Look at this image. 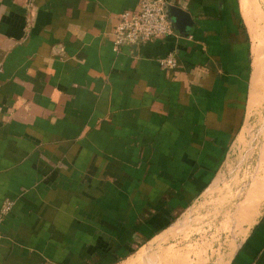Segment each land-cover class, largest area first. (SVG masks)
<instances>
[{"label": "crops", "instance_id": "crops-1", "mask_svg": "<svg viewBox=\"0 0 264 264\" xmlns=\"http://www.w3.org/2000/svg\"><path fill=\"white\" fill-rule=\"evenodd\" d=\"M139 1L0 0V264H118L197 198L244 126L257 1L164 0L190 15L185 34L115 51L112 25ZM260 111L246 149L263 172ZM240 225L226 264H264V207Z\"/></svg>", "mask_w": 264, "mask_h": 264}, {"label": "rangeland", "instance_id": "rangeland-1", "mask_svg": "<svg viewBox=\"0 0 264 264\" xmlns=\"http://www.w3.org/2000/svg\"><path fill=\"white\" fill-rule=\"evenodd\" d=\"M256 1L263 16L261 23L251 29L254 57L258 52L264 54V0ZM251 44L250 40V48ZM259 85L263 91H258L256 102L248 105L245 124L227 155L215 165L208 189L185 208L176 211L169 227L146 243L150 248L145 256L138 257L140 247L127 258L126 255L121 256L118 264H226L242 234L240 232L244 231L240 224L246 222L243 215L247 211L242 215L241 206L248 205L251 210L254 209V217L258 209L264 207V171H260V166L258 171L254 170L257 156H250L247 150L252 125L264 108V78L262 82L259 80ZM257 183L262 187L255 193Z\"/></svg>", "mask_w": 264, "mask_h": 264}, {"label": "built area", "instance_id": "built-area-1", "mask_svg": "<svg viewBox=\"0 0 264 264\" xmlns=\"http://www.w3.org/2000/svg\"><path fill=\"white\" fill-rule=\"evenodd\" d=\"M173 34L170 21L167 18L164 0H140L133 10L121 12L111 29V42L115 51L123 46L144 44L163 39ZM163 70H172L176 66V59L168 55L158 60ZM13 202L4 200L0 213L5 215L11 209Z\"/></svg>", "mask_w": 264, "mask_h": 264}, {"label": "bare ground", "instance_id": "bare-ground-1", "mask_svg": "<svg viewBox=\"0 0 264 264\" xmlns=\"http://www.w3.org/2000/svg\"><path fill=\"white\" fill-rule=\"evenodd\" d=\"M247 17V16H246ZM249 20V19H248ZM255 52V51H254ZM258 52V51H257ZM261 52H262V50H261ZM264 78V54H259L258 53V55L256 56V59H255V61H254V70H253V88H252V90H251V95H250V105H252V104H254L253 102H252V100H254V98L256 97V95L258 94V91L256 90V88H257V86L259 85V80H261V82H262V79ZM240 134H243V133H240ZM261 184H259V183H257L255 186H254V191H255V193L258 191V189H261ZM253 188V187H252ZM249 204V203H248ZM247 207H249L248 205H242L241 206V214L243 215L244 214V212L245 211H247V213H245L244 215H243V217H244V220L243 221H246L247 223H251L252 222V220H253V218H254V212H253V210H251L250 209V207H249V209L247 208ZM242 215H241V217H242ZM241 217H238V218H241ZM244 232V231H243ZM243 232H240V233H243ZM157 238V237H156ZM160 238V237H159ZM165 238V237H164ZM148 247L150 248V245L149 246H147V244L144 246V247H142V248H140L139 250H138V254L137 253H135V254H137L138 255V257H140L141 255H144V253L145 252H147V250H148ZM145 254H147V253H145ZM145 256V255H144ZM142 257V256H141ZM140 257V258H141ZM147 257V256H146ZM145 257V259L147 260V261H149L150 262V260L149 259H147ZM139 259V258H138ZM144 259V260H145ZM141 260V259H140ZM142 261H143V259H142ZM146 264V263H145ZM147 264H150V263H147ZM221 264V263H220Z\"/></svg>", "mask_w": 264, "mask_h": 264}, {"label": "water", "instance_id": "water-1", "mask_svg": "<svg viewBox=\"0 0 264 264\" xmlns=\"http://www.w3.org/2000/svg\"><path fill=\"white\" fill-rule=\"evenodd\" d=\"M166 12H167V18L170 21L171 27L173 30L179 32V33H184L186 32V27H191L192 26V21L190 18V15L180 9L179 7L175 5H166ZM131 47L135 49L137 47L136 44H132ZM210 186V183L202 190V192L197 196V198L204 193L208 187ZM196 198V199H197ZM195 199V200H196Z\"/></svg>", "mask_w": 264, "mask_h": 264}, {"label": "flooded vegetation", "instance_id": "flooded-vegetation-1", "mask_svg": "<svg viewBox=\"0 0 264 264\" xmlns=\"http://www.w3.org/2000/svg\"><path fill=\"white\" fill-rule=\"evenodd\" d=\"M206 186V185H205ZM205 187H203L202 189H201V192H202V190L204 189ZM186 206H184V207H182V208H185Z\"/></svg>", "mask_w": 264, "mask_h": 264}, {"label": "trees", "instance_id": "trees-1", "mask_svg": "<svg viewBox=\"0 0 264 264\" xmlns=\"http://www.w3.org/2000/svg\"><path fill=\"white\" fill-rule=\"evenodd\" d=\"M207 182H208V181H207ZM199 191H201V190H199ZM185 205H186V204H185ZM185 205H183V206H185ZM164 227H165V226H164ZM164 227H163V228H164Z\"/></svg>", "mask_w": 264, "mask_h": 264}]
</instances>
